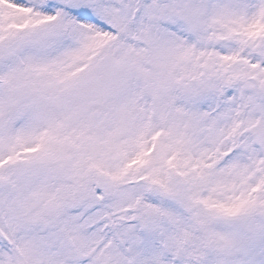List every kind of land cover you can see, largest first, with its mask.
<instances>
[{
    "label": "snow or ice",
    "instance_id": "6c2138e0",
    "mask_svg": "<svg viewBox=\"0 0 264 264\" xmlns=\"http://www.w3.org/2000/svg\"><path fill=\"white\" fill-rule=\"evenodd\" d=\"M0 264H264V0H0Z\"/></svg>",
    "mask_w": 264,
    "mask_h": 264
}]
</instances>
